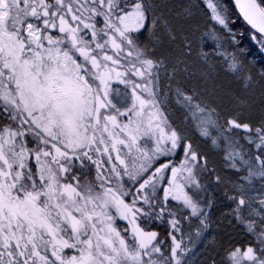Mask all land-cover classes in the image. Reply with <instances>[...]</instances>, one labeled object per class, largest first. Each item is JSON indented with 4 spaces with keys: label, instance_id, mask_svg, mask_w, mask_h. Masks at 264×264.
<instances>
[{
    "label": "snow or ice",
    "instance_id": "obj_1",
    "mask_svg": "<svg viewBox=\"0 0 264 264\" xmlns=\"http://www.w3.org/2000/svg\"><path fill=\"white\" fill-rule=\"evenodd\" d=\"M0 264H264V0H0Z\"/></svg>",
    "mask_w": 264,
    "mask_h": 264
}]
</instances>
